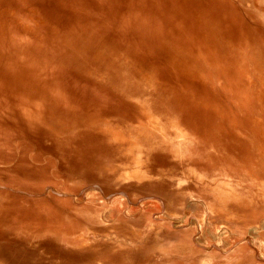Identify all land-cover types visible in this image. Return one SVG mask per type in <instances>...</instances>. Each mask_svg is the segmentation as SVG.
<instances>
[{
	"label": "rangeland",
	"instance_id": "374dc122",
	"mask_svg": "<svg viewBox=\"0 0 264 264\" xmlns=\"http://www.w3.org/2000/svg\"><path fill=\"white\" fill-rule=\"evenodd\" d=\"M0 264H264V0H0Z\"/></svg>",
	"mask_w": 264,
	"mask_h": 264
},
{
	"label": "bare ground",
	"instance_id": "6f19581e",
	"mask_svg": "<svg viewBox=\"0 0 264 264\" xmlns=\"http://www.w3.org/2000/svg\"><path fill=\"white\" fill-rule=\"evenodd\" d=\"M182 125V124H181Z\"/></svg>",
	"mask_w": 264,
	"mask_h": 264
}]
</instances>
